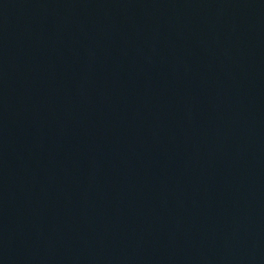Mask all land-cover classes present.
<instances>
[{"label":"water","instance_id":"95a60500","mask_svg":"<svg viewBox=\"0 0 264 264\" xmlns=\"http://www.w3.org/2000/svg\"><path fill=\"white\" fill-rule=\"evenodd\" d=\"M0 264H264V0H0Z\"/></svg>","mask_w":264,"mask_h":264}]
</instances>
